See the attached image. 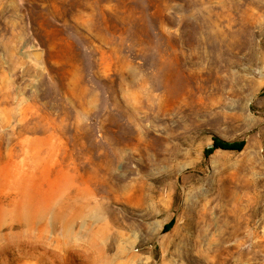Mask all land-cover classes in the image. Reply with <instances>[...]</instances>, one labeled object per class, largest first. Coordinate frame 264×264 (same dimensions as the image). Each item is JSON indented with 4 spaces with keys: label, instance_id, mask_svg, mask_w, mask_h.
<instances>
[{
    "label": "rangeland",
    "instance_id": "rangeland-1",
    "mask_svg": "<svg viewBox=\"0 0 264 264\" xmlns=\"http://www.w3.org/2000/svg\"><path fill=\"white\" fill-rule=\"evenodd\" d=\"M0 264H264V0H0Z\"/></svg>",
    "mask_w": 264,
    "mask_h": 264
},
{
    "label": "trees",
    "instance_id": "trees-1",
    "mask_svg": "<svg viewBox=\"0 0 264 264\" xmlns=\"http://www.w3.org/2000/svg\"><path fill=\"white\" fill-rule=\"evenodd\" d=\"M244 146V143H225V142H222L221 140L219 139H215V143H214V147L213 149H211L210 151H208V153H206V157H208L211 152H213L214 150L216 149H224V150H241Z\"/></svg>",
    "mask_w": 264,
    "mask_h": 264
},
{
    "label": "water",
    "instance_id": "water-1",
    "mask_svg": "<svg viewBox=\"0 0 264 264\" xmlns=\"http://www.w3.org/2000/svg\"><path fill=\"white\" fill-rule=\"evenodd\" d=\"M35 54H37L39 56V58H35L36 60L40 61L41 59V53L37 52V53H34V57H35Z\"/></svg>",
    "mask_w": 264,
    "mask_h": 264
},
{
    "label": "bare ground",
    "instance_id": "bare-ground-1",
    "mask_svg": "<svg viewBox=\"0 0 264 264\" xmlns=\"http://www.w3.org/2000/svg\"><path fill=\"white\" fill-rule=\"evenodd\" d=\"M35 58H39V56L37 54H35Z\"/></svg>",
    "mask_w": 264,
    "mask_h": 264
}]
</instances>
